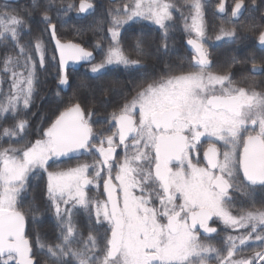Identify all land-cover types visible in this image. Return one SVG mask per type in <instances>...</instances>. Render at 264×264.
Segmentation results:
<instances>
[{
    "label": "snow or ice",
    "instance_id": "snow-or-ice-1",
    "mask_svg": "<svg viewBox=\"0 0 264 264\" xmlns=\"http://www.w3.org/2000/svg\"><path fill=\"white\" fill-rule=\"evenodd\" d=\"M186 3L191 70L166 65L158 76L121 47L122 30L149 21L163 33L157 52L170 51L176 7L171 0H129L123 9H110V42L106 49L99 42L94 47L103 52L99 62H93V51L58 35L62 15L93 10L87 0L78 8L57 6L55 0H32L24 9L0 4V44L16 52L3 61L11 90L0 101V118L10 113L16 122L0 133L7 138V146H0V264H40L41 256L48 264H264V202L256 207L253 200L254 193H264V90L257 91L254 80L246 87L231 73L213 70L206 44L207 0ZM252 10L245 0H234L229 14L226 0H219L215 11L223 18L215 40L238 39L236 27L224 25H234ZM36 14L44 25L34 44L38 67L31 41L23 42ZM103 23L90 27L100 31ZM256 29L249 17L246 31ZM45 35L55 45L52 60L58 55L60 86H71L69 62L90 64L96 80L112 66L138 74L140 83L107 117L108 134L94 129V112L74 93L67 104L58 102V115L30 138V121L20 117L34 101L39 70L47 66ZM142 35L141 28L134 51L146 58L151 52ZM258 43L264 48V30ZM259 70L253 58L252 71ZM78 88L92 90L86 80ZM35 188L43 199L39 205L33 200L25 211L24 201ZM93 188L98 195L89 194ZM236 192L251 202L239 214L231 210ZM42 212L56 220V243L38 232L32 239L28 220L37 224ZM216 221L232 230L221 247L211 243L222 231L211 226ZM249 246L251 254L245 255Z\"/></svg>",
    "mask_w": 264,
    "mask_h": 264
},
{
    "label": "flooded vegetation",
    "instance_id": "flooded-vegetation-1",
    "mask_svg": "<svg viewBox=\"0 0 264 264\" xmlns=\"http://www.w3.org/2000/svg\"><path fill=\"white\" fill-rule=\"evenodd\" d=\"M108 1L113 5V6L111 5V9L114 8L123 9L124 4L128 3L129 0H113V1L108 0ZM171 2L174 3L176 7L173 10V21L171 22V31L169 32V36L171 37V39L167 41L170 43L169 45L170 54H171L170 61L164 62L165 69L156 71L155 72L156 76H158L159 74H161L163 71L166 70V65L174 66V67L179 66L182 67L184 70H191L190 65L193 63L192 56L194 55V52L190 50L186 44V41L189 38V34L184 30V19H183L184 15H189L190 5L186 3V0H172ZM218 2L219 0H207L208 7L206 9V16H205L206 36H207L206 44L208 46L210 58L213 62V70L222 73L223 72L231 73L233 80L237 82H241L242 86H246V87L249 84H251L252 81L254 80L255 84L253 86L256 88V90L257 91L264 90V48H262L258 43L259 32L261 30H264V20L261 19V17H264V0H255V5H253V0H245V2L249 3L251 5V8L253 9L251 13L246 15H244L243 13L234 25H224L227 28H230V26L236 27L237 35L239 38L233 40L225 39L221 41L215 40V36L219 34V30L222 25V18H223L222 14H219L215 11V5ZM233 3L234 1L232 2L231 0H226V4L229 7V14ZM91 14L76 15V18H78L81 21L80 29L84 30V28H86L87 30H92L90 26L94 25L97 20L104 21V23L100 25L101 30L99 32L103 38H105L106 40L108 39L106 41V46H103V48L106 49L108 43L110 42V36L107 33V28L109 26L108 22L110 21L108 12L102 13L101 15L100 14L91 15ZM249 17L253 18V22L257 25V29L255 32L246 31L247 21ZM125 27L128 26L126 25ZM159 33L161 36L163 35L162 31H159ZM194 35L195 34L193 33L192 36L194 37ZM246 36L247 38H245ZM48 37L50 39L49 35ZM61 40L64 42L71 41V40H63V39ZM50 43L53 47L51 41ZM89 51H93V55L94 52H102L101 49H95ZM233 57H235L236 59L235 63L232 62ZM253 58L255 59L256 64L260 68L259 71L256 72L252 71ZM82 66H84V64L77 69L71 68L68 70H79ZM122 80H124L125 82L124 86L126 87L123 88L124 91L122 93L116 94L115 96L111 97L112 103H110V107H112V109L93 111L94 112V115L92 117V121L94 122L93 126L98 133L108 134L106 131L107 117L110 115L112 111L115 110V106L117 102H119L120 104L124 102L122 99L124 93L131 92L134 85L140 83L139 77L135 76V74H132L130 77ZM206 147H207V142L203 144V146L199 151V158L201 159V161H203V151ZM117 152L120 154L121 157L123 156L122 148H118ZM87 159L89 163L92 162L91 157ZM74 163L75 162H73V164ZM33 184L34 185L37 184V181L35 179L33 180ZM38 190H39L38 193H29V195L26 197L23 204L25 211H28L29 203L32 202L33 200L35 201L36 204H40V202L42 201L43 194L39 188ZM99 191L102 192V184ZM259 193L260 192L253 194V200L255 202L256 207H261L262 202H264V193L263 195L260 194V196H258ZM89 194L95 196L98 195L99 192L97 191V189L93 188ZM234 197L235 199L231 208L233 214H239V212L242 209L246 210L251 207V202L249 201L248 197L245 196L243 193L236 192L234 193ZM28 225H31L33 240H35L36 233L38 232L41 234L42 238L46 242L48 243L58 242L57 237L59 233L57 229V223L54 217L51 215V213L42 212L40 222H38L37 224H32L31 219H29ZM211 226L217 227L218 230H222L220 231V235L211 241V243H213L215 246L221 247L223 238L227 234L231 233L232 230L225 229V226L219 221L212 223ZM82 233L85 237L87 236L86 229L82 228ZM251 250H252V246H249L244 250V254L245 255L251 254Z\"/></svg>",
    "mask_w": 264,
    "mask_h": 264
},
{
    "label": "trees",
    "instance_id": "trees-1",
    "mask_svg": "<svg viewBox=\"0 0 264 264\" xmlns=\"http://www.w3.org/2000/svg\"><path fill=\"white\" fill-rule=\"evenodd\" d=\"M80 0H55V4L59 6L61 3L66 7L67 4L73 3L77 7V3ZM94 5V11L91 15H101L107 13L111 9L112 3L108 0H87ZM232 2L234 0H231ZM5 3L0 0V4ZM32 0H18L16 3H9L11 7L16 9H24L31 5ZM248 6L251 5L245 2ZM113 6V5H112ZM105 9V12H104ZM3 9H0L2 11ZM229 12V7H228ZM251 11H245L244 15L250 14ZM77 12L75 10L69 12L67 15H62V23L58 24V35L63 40H71L75 43H80L83 47L88 50H94L95 45L99 42L103 46H106V40L102 37L100 32L93 30H81L77 33V29H80L81 21L76 18ZM90 15V16H91ZM31 32L23 33V42L31 41L33 45L32 55L37 62L39 59L34 53V44L37 36L40 35L44 25L40 23L39 14L34 15L30 21ZM85 25V24H83ZM128 30H122V43L121 47L129 54L131 59H141L142 63L146 65V71L151 74H155L156 71L164 70V62L170 61V51L165 52L163 50L157 52V48L162 43V36L159 30L153 26H150L145 22H137V24L131 28L126 27ZM142 28L143 35L141 39L144 44L149 47L151 55L148 57H138L134 51L137 39L139 36V30ZM231 28V26H230ZM171 31V30H170ZM182 37V36H181ZM48 41V53H47V66L46 69H40L38 72L39 86L36 89V94L30 109L27 110L26 114L22 113L20 118H27L30 121V138H36V129L47 127L48 124L58 115L57 106L58 102L62 99L67 104L70 97L76 93L85 101L87 109L92 111L112 109L110 107L111 97L116 94L122 93L123 88L126 87L124 80L130 77L132 74L125 72L123 68H113L111 71H107L102 79H93V74L88 71L90 64L82 66L79 70H68L70 87L67 90H62L58 85V64L57 60H52L53 47L50 43L48 35L42 37ZM171 37L169 36L170 40ZM170 45L169 42H167ZM16 52L10 48H5L4 45L0 44V101L3 100L4 95L10 92L11 81L7 78L9 74H5L3 71V61L8 55H15ZM102 52H94V61L99 62L102 59ZM22 71V69H18ZM135 74V73H133ZM26 75V73H25ZM135 76L139 77L138 74ZM80 80L88 81L92 90L85 88H78ZM97 85H103L98 87ZM59 92V96L57 93ZM61 106V110H62ZM16 121L12 119L10 113H5L3 118H0V133H2L4 127L12 126ZM7 138L0 135V146H7ZM38 188L33 189L30 193H38ZM45 259V258H44ZM40 264H44L43 257H40Z\"/></svg>",
    "mask_w": 264,
    "mask_h": 264
},
{
    "label": "water",
    "instance_id": "water-1",
    "mask_svg": "<svg viewBox=\"0 0 264 264\" xmlns=\"http://www.w3.org/2000/svg\"><path fill=\"white\" fill-rule=\"evenodd\" d=\"M4 1H8V2H15V1H17V0H4ZM110 1H113V0H110ZM80 3V2H79ZM79 3H78V7H79ZM89 3V2H88ZM93 10H90L89 12H87V13H84V14H82V15H88V14H90L91 12H92ZM52 44H53V47H55V45H54V42H52ZM186 44H187V46L189 47V49L190 50H192V47H191V45H189L188 43H187V41H186ZM193 51V50H192ZM57 62H58V55H57ZM83 64H86V62H78V63H72V62H69V64L67 65V70L68 69H71V68H73V69H77V68H79L81 65H83ZM60 86V85H59ZM61 87V89H63V90H66L67 88H68V86H60Z\"/></svg>",
    "mask_w": 264,
    "mask_h": 264
},
{
    "label": "rangeland",
    "instance_id": "rangeland-1",
    "mask_svg": "<svg viewBox=\"0 0 264 264\" xmlns=\"http://www.w3.org/2000/svg\"><path fill=\"white\" fill-rule=\"evenodd\" d=\"M172 1V0H171ZM128 3H129V1H128ZM115 9V8H114ZM114 9H112V10H114ZM120 9H122V8H120ZM173 10H174V8L172 9V12H173ZM138 22H145V23H148L150 26H153V27H155L156 29H158L159 31H161L157 26H155V25H153L151 22H149V21H138ZM35 53V52H34ZM37 58L39 59V57L37 56ZM113 68H117L116 66H112ZM119 68H123V67H119ZM88 71L90 72V67L88 68ZM260 194L261 195H263V193H259L258 194V196H260ZM39 205V204H38ZM41 257H43V260H44V264H48V260L45 258L44 259V256H41Z\"/></svg>",
    "mask_w": 264,
    "mask_h": 264
}]
</instances>
